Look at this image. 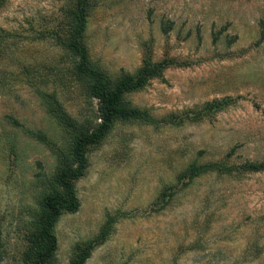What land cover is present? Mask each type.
<instances>
[{
    "label": "rangeland",
    "instance_id": "374dc122",
    "mask_svg": "<svg viewBox=\"0 0 264 264\" xmlns=\"http://www.w3.org/2000/svg\"><path fill=\"white\" fill-rule=\"evenodd\" d=\"M70 0H0V228L2 264H24V234L39 194L35 175H51L56 156L28 137H66L36 89L56 92L79 122L96 101L74 81L72 59L59 45ZM85 42L91 61L112 77L133 74L145 51L168 68L126 95L157 127L117 123L88 152L76 182L80 208L57 223L54 264H69L75 244L95 237L105 220L113 232L85 264H264V0H91ZM171 23L165 34L162 25ZM228 99L219 111L207 105ZM172 121L164 123L161 119ZM193 162L222 163L191 182ZM173 196L165 204L163 191Z\"/></svg>",
    "mask_w": 264,
    "mask_h": 264
},
{
    "label": "trees",
    "instance_id": "16d2710c",
    "mask_svg": "<svg viewBox=\"0 0 264 264\" xmlns=\"http://www.w3.org/2000/svg\"><path fill=\"white\" fill-rule=\"evenodd\" d=\"M91 0H70L64 10L67 29L59 45L72 59V75L80 84L88 99L96 101V115L92 121L79 122L73 118L58 99L56 92L36 89V93L44 106L46 114L51 117L66 137L64 148L57 147L42 131L25 129L17 121H13L30 138L48 146L56 156V166L51 175L38 172L35 175L36 188L39 194L35 206L30 210L24 234L25 247L21 255L24 264H54L58 249L55 229L64 214H74L80 208L76 193V182L85 176L88 168V152L100 144L117 123H138L157 127L159 120L147 109L134 107L126 100V95L143 90L151 80L162 79L164 72L172 66H187L170 58L153 61L149 51L143 55L141 66L135 73H121L112 77L105 70L91 61L85 42L88 15ZM261 34L258 43L264 40V20L260 23ZM171 23L162 25L163 33L171 30ZM231 104L228 99L214 101L207 108L219 111ZM170 123V119H161ZM243 171L260 172L263 163L248 162ZM222 163H191L180 176L191 182L194 178L212 172H226ZM173 192L163 191L159 198L165 204L173 196ZM115 220L107 218L98 234L72 249L69 264H85L92 252L102 245L113 232ZM5 243L0 228V264L5 257Z\"/></svg>",
    "mask_w": 264,
    "mask_h": 264
}]
</instances>
